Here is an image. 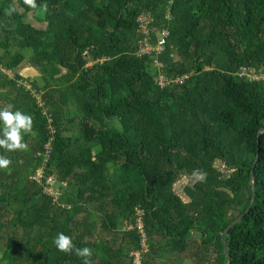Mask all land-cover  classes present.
<instances>
[{"label": "trees", "instance_id": "obj_1", "mask_svg": "<svg viewBox=\"0 0 264 264\" xmlns=\"http://www.w3.org/2000/svg\"><path fill=\"white\" fill-rule=\"evenodd\" d=\"M36 4L0 0V103L33 117L28 150L0 149L12 162L0 169V264H83L56 249L59 232L91 248V264H132L138 210L144 264H156L146 256L156 236L180 253L195 232L215 254L210 264H227V254L230 264H264V77L236 76L240 67L264 75V0ZM38 11L44 28L26 21ZM142 13L169 33L157 57L171 80L163 86L153 59L136 53ZM26 60L37 72L30 88L5 74ZM46 146L47 168L73 193L68 208L25 171ZM181 176L200 177L184 188L187 201L169 190ZM90 204L109 237L97 235Z\"/></svg>", "mask_w": 264, "mask_h": 264}, {"label": "rangeland", "instance_id": "obj_2", "mask_svg": "<svg viewBox=\"0 0 264 264\" xmlns=\"http://www.w3.org/2000/svg\"><path fill=\"white\" fill-rule=\"evenodd\" d=\"M148 13H142V16L145 17ZM149 15V14H148ZM150 16V15H149ZM42 13L38 11L34 16L33 14H29L27 16V22H30L33 26L37 28H44L45 24L42 23ZM150 19L151 16L149 17ZM137 20V19H136ZM163 52V50L158 54L155 55L154 57H151L153 60L150 65V69L152 72H156L159 74V71L162 69L164 66L163 59L162 61L157 60V57ZM173 54V52H170ZM92 62H87V66H91ZM3 71V69H1ZM18 74L21 76V80H19V84L25 85L26 88L31 87V82L32 80L36 77L37 72L35 69L30 65L28 60L23 62L17 69L11 72L5 71L6 76L9 78H12L14 74ZM264 77V75H263ZM157 78V77H156ZM262 78V75H257L254 80L258 81ZM153 80H156L153 77ZM158 80V78H157ZM35 95V91H33ZM38 103L39 105H43L42 102L40 101L38 97ZM4 103H0V108L4 107ZM73 109V108H71ZM46 109H44L45 111ZM79 129L77 128L76 124L69 125L67 129V134L72 138H76L78 135ZM46 151L43 154V158L41 157L40 161L36 163L34 167H29L25 171L29 172L28 177L30 179L36 180L38 184L41 185L42 187V193H44L47 196L52 197L53 201H56L61 205L62 207L68 208L70 206V195H72V191L70 190V187L68 186V183L64 181H60L58 179V175L56 173V170L51 167L47 168L46 166V160L48 158V146H46ZM47 171H51L49 174H46ZM230 174V172H229ZM199 176H190V177H178L174 182L171 184L169 187V190H171L173 193L181 196L184 201H187V197L184 194V188L187 186H192L196 181L199 180ZM72 193V194H71ZM74 196V195H73ZM75 197V196H74ZM88 207V204L86 205ZM89 208L91 211H93L91 223L93 228L96 230V233L98 236L102 237H109V233L104 230L100 226V218H103V213L100 211H95L92 208V205H89ZM140 212L139 210L137 211ZM85 213L82 212L78 216H82ZM138 219V218H137ZM137 219L135 221H137ZM129 227V226H128ZM146 237V236H145ZM200 234L195 232L193 237L190 239V241L187 243L186 249L183 252L177 253L173 252L171 250H168L166 247V241L163 240L161 237L156 236L152 240H156V243L154 244V248L152 249L153 251H147L146 256H151L153 257V260L156 264H210L214 257L215 254L213 252L207 253L203 247L199 244L200 242ZM149 243L146 241V245ZM134 250V249H133ZM132 250V251H133ZM130 253L128 255V260H131Z\"/></svg>", "mask_w": 264, "mask_h": 264}, {"label": "clouds", "instance_id": "obj_3", "mask_svg": "<svg viewBox=\"0 0 264 264\" xmlns=\"http://www.w3.org/2000/svg\"><path fill=\"white\" fill-rule=\"evenodd\" d=\"M24 3L36 8V0H24ZM46 11V5H40ZM11 15V11L8 13ZM0 149L5 152L26 151L28 144L24 142V136L31 134L33 130V117L30 114L24 113L20 110H13L11 104L0 108ZM11 160L5 155H0V169H9ZM53 244L56 249L62 253L75 254L81 258L83 264H91V257L93 250L89 247H76L73 244L72 237L59 232L53 239Z\"/></svg>", "mask_w": 264, "mask_h": 264}, {"label": "built area", "instance_id": "obj_4", "mask_svg": "<svg viewBox=\"0 0 264 264\" xmlns=\"http://www.w3.org/2000/svg\"><path fill=\"white\" fill-rule=\"evenodd\" d=\"M145 15L147 16L143 17L142 14L139 15L136 20L137 32L140 36L136 53L139 57H144V56L154 57L163 50L165 39L167 38V35H169V33H167L166 29H157L154 26H152L151 24L152 19L149 18L150 16L148 14ZM168 16L169 14H167V16L165 17ZM151 36H154L153 42H151ZM257 75H261V74H254L253 70L244 67H240L236 72L237 78L243 77L246 78L247 80H254V78H256ZM157 78H156V84L159 86H163L164 84H167L168 82L171 81L160 74L157 75ZM183 78L186 77L184 76ZM182 80L184 79L178 78L173 82L181 83ZM139 211L140 212H138V216H137L138 219L136 218L137 219L136 226L138 232L140 233L141 241H140L139 249H136L135 251L131 252L132 264H144L142 261V253H144L147 249L145 232L142 225V211L141 210Z\"/></svg>", "mask_w": 264, "mask_h": 264}, {"label": "water", "instance_id": "obj_5", "mask_svg": "<svg viewBox=\"0 0 264 264\" xmlns=\"http://www.w3.org/2000/svg\"><path fill=\"white\" fill-rule=\"evenodd\" d=\"M251 188H252V200H251V203H252L253 197H254V176L251 177ZM238 218L236 220H234L229 226H231L232 224H234L238 220ZM221 239H222V241H224V232L221 234ZM227 264H230L229 254H227Z\"/></svg>", "mask_w": 264, "mask_h": 264}]
</instances>
